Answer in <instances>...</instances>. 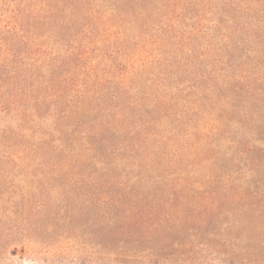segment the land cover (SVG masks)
Masks as SVG:
<instances>
[{"label":"rangeland","instance_id":"1","mask_svg":"<svg viewBox=\"0 0 264 264\" xmlns=\"http://www.w3.org/2000/svg\"><path fill=\"white\" fill-rule=\"evenodd\" d=\"M24 1L0 0V264H264V0Z\"/></svg>","mask_w":264,"mask_h":264},{"label":"trees","instance_id":"2","mask_svg":"<svg viewBox=\"0 0 264 264\" xmlns=\"http://www.w3.org/2000/svg\"><path fill=\"white\" fill-rule=\"evenodd\" d=\"M19 2H22L24 0H18ZM91 0H25L24 3L26 6H34V7H50V6H64V5H72V6H78L83 4V6L88 5ZM33 8V7H32ZM66 87V86H63Z\"/></svg>","mask_w":264,"mask_h":264}]
</instances>
